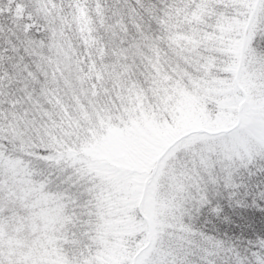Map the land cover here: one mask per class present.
<instances>
[{
	"label": "snow or ice",
	"instance_id": "obj_1",
	"mask_svg": "<svg viewBox=\"0 0 264 264\" xmlns=\"http://www.w3.org/2000/svg\"><path fill=\"white\" fill-rule=\"evenodd\" d=\"M0 264H264V0H0Z\"/></svg>",
	"mask_w": 264,
	"mask_h": 264
}]
</instances>
